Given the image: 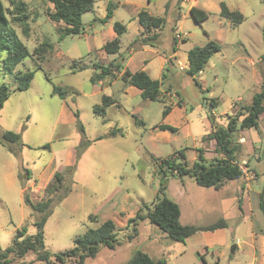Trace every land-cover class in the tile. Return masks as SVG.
I'll return each instance as SVG.
<instances>
[{"label": "rangeland", "instance_id": "rangeland-1", "mask_svg": "<svg viewBox=\"0 0 264 264\" xmlns=\"http://www.w3.org/2000/svg\"><path fill=\"white\" fill-rule=\"evenodd\" d=\"M24 1L30 34L26 36L15 23L20 37L30 51L46 39L54 49L42 69L30 57L16 67L34 71L27 90L17 89L13 76L2 69L7 53H0V80L11 88L0 111V128L21 135L17 155L0 137L2 249L13 245L19 229H26V236L38 232L41 213L26 202L28 195L33 202L54 197L53 212L44 227L46 249L52 253L71 249L76 237L108 219L120 228L122 238L133 233L136 224L132 239H123L113 248H99L83 264H128L137 250L156 260L165 259L167 264H264V214L259 206L264 189V115L258 128L239 126L240 113L264 90V0H96L94 8L82 16L85 32L62 40L47 15L51 1ZM110 1L113 16L101 22ZM222 2L244 14L240 25L221 16ZM4 3L10 7L8 1ZM190 6L205 10L208 18L197 22ZM143 9L165 18L154 44L139 43H144L138 20ZM116 22L127 27L120 53L98 52L115 36ZM178 32L186 34L184 40L176 38ZM210 39L221 50L211 56L201 73L190 75L188 49ZM120 54L125 68L136 71L145 65L161 81L163 100L144 99L138 88L118 77L120 72L107 77L111 82L106 84L92 82V76L101 72L95 64L119 61ZM162 57L168 60L161 66ZM55 86L67 92L64 97L54 92ZM104 94L116 98L121 106H111L101 116L94 106ZM165 106L173 108L168 121L163 115ZM231 118L237 119L233 140L239 144L236 153L243 177L227 181L219 189L201 186L190 175L164 180L160 160L174 156L184 161L179 151L184 152L189 166L197 160L199 149L206 151V164L221 157L216 140L205 137L226 127ZM163 123L177 131L162 130L158 125ZM56 172L64 176L58 192L53 191ZM163 186L164 195L179 204L182 224L205 226L224 219L226 243L211 246L205 243L202 231L189 241L178 242L148 218H140L164 196L160 192ZM253 230L257 235L254 243ZM8 257L14 264H47L37 260L33 251Z\"/></svg>", "mask_w": 264, "mask_h": 264}, {"label": "trees", "instance_id": "trees-1", "mask_svg": "<svg viewBox=\"0 0 264 264\" xmlns=\"http://www.w3.org/2000/svg\"><path fill=\"white\" fill-rule=\"evenodd\" d=\"M10 7H7L4 0H0V53L6 52L5 58H2V69L8 74H11L17 83V89L27 90L34 78V71L27 69L21 70L16 67L24 63L27 57H30L36 64L37 69H42L43 63L47 60L48 53L54 49V44L46 39L39 46L30 51L24 43L16 28L15 23L19 24L22 32L29 36L30 25L28 23L29 15L26 11V2L24 0H6ZM52 7L48 9L47 15L55 22L57 31L60 34V39L70 36L79 35L85 32L82 22V16L85 12L92 10L95 6L96 0H50ZM113 4L110 1L108 4L107 15L100 19L101 22H107L113 16ZM190 13L197 22H203L208 18V13L192 6ZM221 16L231 20L233 25H240L244 21V14L237 9H231L225 2L221 3ZM139 23L143 26L144 31L153 34H148L143 41L154 42L158 39L159 32L164 25L165 18L162 16L152 15L147 10H141L138 13ZM116 36L104 44L102 49L108 54H119L121 49L122 36L127 28L121 22H116L115 25ZM221 50V45L216 40H208L204 45H197L188 51V61L190 75L195 76L201 73L211 58V56ZM1 56V55H0ZM118 58L111 61L108 65L95 64V67L100 68L101 72L95 73L91 80L93 83L98 82L106 77H116L117 72L123 69L121 60L123 56L120 54ZM77 62V61H76ZM80 66L79 69H83ZM121 78L126 85H133L141 90V95L146 100L157 101L163 100L161 91V81L152 78L146 70L132 71L128 68L124 69ZM54 92L64 97L67 93L57 86L54 87ZM11 95V88L6 83L0 80V111L4 103ZM118 100L111 95L104 94L101 103L94 106L95 113L101 116H106L107 109L110 106L117 105ZM218 101H213L217 105ZM171 109V106H165L163 115L166 116ZM264 115V90L254 95L252 103L242 111L239 116L242 117L240 121L241 129L258 128L260 119ZM75 116L79 118V112H75ZM162 130L177 131L176 127L169 124L158 125ZM237 130V119L231 118L228 125L221 126L213 131L205 139L216 140V151L221 157H216L209 164H206L205 150H198V158L189 166L185 160L183 151H179L180 156L184 161H178V157L170 156L160 160L159 169L163 174L164 180L168 181L171 177L183 178L185 175L193 176L196 182L205 187H222L227 181L237 180L244 175V171L237 160V151L239 144L234 143L233 133ZM0 137L3 145L15 155L18 154L16 144L21 142V135L13 131H1ZM159 160V159H157ZM238 161V162H237ZM57 184L54 185V190L58 192L64 186V176L60 172L54 174ZM163 186L161 193L164 195ZM26 202L30 204L33 209L41 213V219L36 223L38 232L36 235L26 236V229H19L15 235L14 243L11 247L3 250L0 246V264H14L13 260L9 258V254L14 253L17 257L25 256L29 251L36 253V259L43 263H53L58 261L61 263L77 262L83 264L87 257L96 256L99 248L103 246L115 247L123 239H132L137 234L136 224L133 227V233L125 235L122 238L119 235L120 228L112 219L104 221L96 228H90L86 233L75 238L74 246L66 251L59 253H52L46 249L44 242V227L53 212L52 203L54 197L46 200L33 202L28 195H25ZM259 206L264 214V189L260 194ZM181 209L177 202L169 199L165 195L159 198L152 207L148 206V212L140 218H148L152 223L159 226L165 231L168 236L175 241L185 242L189 237L199 231H214L218 228L227 226L224 219L205 226H196L192 224H182L180 222ZM93 219V216H92ZM132 220H130L131 222ZM130 225V224H129ZM202 258L204 256L200 255ZM25 264H33L32 262ZM128 264H167L165 259L156 260L149 254L137 250Z\"/></svg>", "mask_w": 264, "mask_h": 264}, {"label": "crops", "instance_id": "crops-1", "mask_svg": "<svg viewBox=\"0 0 264 264\" xmlns=\"http://www.w3.org/2000/svg\"><path fill=\"white\" fill-rule=\"evenodd\" d=\"M194 2L196 3L197 2V0H194ZM192 6H190V8H191ZM144 10V9H143ZM140 12V11H139ZM138 12V13H139ZM149 12V11H148ZM190 12V11H189ZM150 13V12H149ZM152 14V13H151ZM191 14V13H190ZM152 15H154V14H152ZM158 16V15H157ZM139 20V19H138ZM140 24V23H139ZM140 28H139V33H141V32H143V38L144 37H146V36H148V34H153L154 33V31H151V33H149V32H147V31H144V28H143V26L140 24ZM127 28V27H126ZM127 31V30H126ZM160 31L161 30H157V32H159V34H160ZM115 36H116V33H115ZM114 36V37H115ZM113 37V38H114ZM159 37V36H158ZM158 40V39H157ZM157 40H155L153 43L152 42H147V43H143L142 41H140L139 43L141 44V45H149V44H154ZM177 40L175 39V42H176ZM122 43V42H121ZM104 46V45H103ZM102 46V47H103ZM102 47L100 48V49H98V52H102V54L104 53H106L103 49H102ZM191 49V48H190ZM190 49H188V51L190 50ZM108 53H106V55H107ZM168 60V58L167 57H162L161 58V66L166 62ZM148 60H145L144 61V63H146ZM124 69H126L125 68V66H123V69L120 71V73L119 72H117V74L119 73V75H118V77H121V75H122V73H123V71H124ZM129 69V68H128ZM139 70H146L147 71V68H146V66L145 65H143L142 66V68L141 69H139ZM137 71V70H136ZM148 72V71H147ZM150 75V74H149ZM151 76V75H150ZM152 77V76H151ZM109 78V77H108ZM107 77L106 78H104V79H102V80H99V83H101V84H106V83H108V82H111L109 79H108ZM153 78V77H152ZM155 79V78H154ZM109 80V81H108ZM159 80V79H158ZM130 86H133V85H130ZM135 87V86H134ZM137 88V87H136ZM140 90V89H139ZM140 92H141V90H140ZM163 96V95H162ZM113 106H121L120 105V103L118 102L117 103V105H113ZM111 107V106H110ZM173 108L171 107V109H170V111H169V113L166 115V116H164L165 117V121H168L171 117H172V113H173V110H172ZM2 110V109H1ZM108 110V109H107ZM166 124V123H165ZM239 143H241V144H243L242 143V141L240 140V141H238ZM69 162H70V160H68V164H69ZM217 189H219V188H217ZM181 209V208H180ZM181 216H182V210H181ZM203 233H202V236L204 237V241H205V243H208V244H211V246H213L215 243H220V244H225L226 243V241H227V233H226V229L225 228H218V229H216V230H214V231H202ZM192 238V236L191 237H189L187 240L189 241L190 239ZM252 241H253V243L256 241V239H257V235L255 234V232H254V230L252 231ZM238 242V245H239V240L237 241ZM238 245H235V248L238 246Z\"/></svg>", "mask_w": 264, "mask_h": 264}, {"label": "built area", "instance_id": "built-area-1", "mask_svg": "<svg viewBox=\"0 0 264 264\" xmlns=\"http://www.w3.org/2000/svg\"><path fill=\"white\" fill-rule=\"evenodd\" d=\"M185 37H186V34H183V33H181V32L176 33V38H177L178 40H184ZM181 68H183V65H182V64H181ZM242 169H243V168H242Z\"/></svg>", "mask_w": 264, "mask_h": 264}, {"label": "water", "instance_id": "water-1", "mask_svg": "<svg viewBox=\"0 0 264 264\" xmlns=\"http://www.w3.org/2000/svg\"><path fill=\"white\" fill-rule=\"evenodd\" d=\"M234 247H235V245H234Z\"/></svg>", "mask_w": 264, "mask_h": 264}]
</instances>
